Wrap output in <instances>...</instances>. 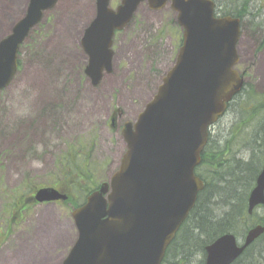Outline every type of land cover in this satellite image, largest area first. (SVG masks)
<instances>
[{
  "label": "rangeland",
  "instance_id": "rangeland-1",
  "mask_svg": "<svg viewBox=\"0 0 264 264\" xmlns=\"http://www.w3.org/2000/svg\"><path fill=\"white\" fill-rule=\"evenodd\" d=\"M28 1L18 0L16 6L0 0V39L24 15ZM94 1L59 0L22 45L19 71L0 93V251L12 254H0V264H21L30 251L44 256L38 264L62 263L78 236L71 207L65 202L30 205L14 214L16 223L3 224L12 202L5 195L28 197L39 188L58 189L54 186L61 178L60 162L69 148L77 153L93 142L92 162L104 167L103 181L109 182L126 153L122 128L138 120L176 63L183 38L177 14L169 5L157 11L144 3L115 40L112 72L93 86L85 74L88 59L80 43L95 18ZM120 2L111 0V7ZM244 2L248 0H216L220 15L240 9ZM249 2L250 12L260 13L255 23L264 21V0ZM248 16L242 22L236 67L246 77L241 100H246V109L240 101L211 129L217 145L233 137L230 145L245 161L254 150L246 130L254 134L264 123V108L255 112V107L264 106V27L253 26ZM71 22L73 26H67ZM114 114L116 128L111 125ZM258 215L263 216V210ZM19 243L30 251L21 253ZM200 261L198 256L190 264Z\"/></svg>",
  "mask_w": 264,
  "mask_h": 264
},
{
  "label": "water",
  "instance_id": "water-1",
  "mask_svg": "<svg viewBox=\"0 0 264 264\" xmlns=\"http://www.w3.org/2000/svg\"><path fill=\"white\" fill-rule=\"evenodd\" d=\"M58 1L29 0L26 13L0 40V92L19 70L21 46ZM110 2L97 0L96 17L81 39L93 86L112 72L115 34L144 3L157 11L170 5L183 42L156 96L135 123L125 125L127 151L119 170L73 211L78 236L61 264H163L205 188L196 169L210 131L244 87L236 69L241 20L217 17L213 0H122L116 9ZM67 199L51 187L34 196L37 203ZM258 206H264V168L249 197V214ZM263 234L264 227L253 228L242 245L232 234L217 238L206 248L205 264H233Z\"/></svg>",
  "mask_w": 264,
  "mask_h": 264
},
{
  "label": "trees",
  "instance_id": "trees-1",
  "mask_svg": "<svg viewBox=\"0 0 264 264\" xmlns=\"http://www.w3.org/2000/svg\"><path fill=\"white\" fill-rule=\"evenodd\" d=\"M242 7L224 15L242 20L249 15L253 26L264 27V21L255 23L260 13L258 16L253 15L248 2H244ZM242 95L229 105V110H234L243 99ZM245 104L247 102L244 99L240 103L242 110L246 109V106H242ZM260 109L262 106L255 107V112H260ZM246 135L250 137L252 134L246 130ZM254 135H256L254 139L259 142L258 150L252 152V159L245 161L238 157L235 150L233 151L230 145L233 137L230 140L227 138L224 145L220 146L210 134L202 154V163L196 170V174L205 184V189L199 195L196 207L168 248L163 264H190L192 259L198 256L201 258L200 264H205L206 248L218 237L228 233L240 236L256 224H264V217L258 216L256 212L251 217L247 211L249 196L263 168V124ZM79 146L83 148L81 144ZM93 147L94 142L77 153L73 152L76 151L72 150L73 147H70L66 158L60 162L61 178L57 180V185L54 187L68 196L65 203L72 210L82 206L87 197L104 182V167H99L97 163L92 162ZM33 196H17L16 193L11 196L5 195L6 198H11L12 202L6 207L5 215L8 216V221L3 220V224L10 225L11 221L16 223L15 213H22L30 205H36ZM235 264H264V237L246 250Z\"/></svg>",
  "mask_w": 264,
  "mask_h": 264
},
{
  "label": "flooded vegetation",
  "instance_id": "flooded-vegetation-1",
  "mask_svg": "<svg viewBox=\"0 0 264 264\" xmlns=\"http://www.w3.org/2000/svg\"><path fill=\"white\" fill-rule=\"evenodd\" d=\"M122 1V0H121ZM214 2H215V5H216V15H217V17H226V16H230V15H220L219 14V12H217L219 9L217 8V3H216V0H213ZM247 1V0H246ZM250 0H248V2H249ZM59 2V1H58ZM94 11H95V16H96V13H97V9H98V7H97V0H95L94 1ZM110 4H111V2H110ZM120 4H121V2H120ZM119 4V5H120ZM250 4V2L248 3V5ZM118 5V6H119ZM117 6V7H118ZM168 6V5H167ZM170 6V5H169ZM116 7V8H117ZM112 9H116V8H113V7H111ZM151 9V8H150ZM242 10H244V8L242 7ZM233 17V16H232ZM234 18H236V17H234ZM240 19V18H239ZM241 20V26H242V22L244 21V20H242V19H240ZM132 22V21H131ZM131 22L129 23V25L131 24ZM129 25L127 26V28L129 27ZM264 26V25H263ZM126 28V29H127ZM125 29V30H126ZM124 31V30H123ZM122 32V31H121ZM121 32H117L116 34H115V38H114V44H115V40H116V38H117V36L121 33ZM182 42H183V38H182ZM182 42H181V45H182ZM80 46H81V43H80ZM81 50H82V52L85 54V52L83 51V49H82V47H81ZM86 55V54H85ZM114 56H115V54H114ZM113 60H114V58H113ZM241 77H243L244 78V87H243V89H242V91L234 98V101L233 102H235V100L238 98V97H240L241 95H242V93L246 90V86H245V84H246V77H245V74L244 75H241ZM262 106V109L264 108V106L263 105H261ZM228 110H229V108H228ZM120 111H117L116 113H119ZM113 117V116H112ZM112 117H111V121H112ZM112 124V128H116V119H115V121L114 122H112L111 123ZM114 124V125H113ZM263 125H264V123H263ZM123 129H124V127L122 128V132H123ZM258 131V130H257ZM255 134V133H254ZM254 134H252L251 136H250V138H251V140H250V144H251V146H254V150H258L257 149V146H258V144H259V142L258 141H256L255 139H254V137L256 136V135H254ZM208 144V143H207ZM207 146V145H206ZM206 148V147H205ZM205 150V149H204ZM249 150V149H248ZM253 150V151H254ZM253 151H251V153L253 152ZM204 152V151H203ZM203 154V153H202ZM253 154V153H252ZM252 154H250V158L252 159ZM201 163H202V158H201ZM201 165V164H200ZM263 168H264V151H263ZM263 168L261 169V171L263 170ZM261 173V172H260ZM259 176V175H258ZM258 178V177H257ZM255 186H256V184H255ZM255 188V187H254ZM253 188V189H254ZM205 189V188H204ZM253 191V190H252ZM251 195V194H250ZM250 197V196H249ZM258 210H263V212H264V206H258V207H256L255 209H254V211H253V213L252 214H249V200H248V208H247V211H248V214H249V216H253L254 215V213L256 212L257 213V215H258ZM258 216H260V215H258ZM261 217H264V215L263 216H261ZM258 226H261V227H264V224H256V225H254V226H252V227H250V229L246 232V233H244L243 235H237V234H234V233H228V234H232V235H234L235 236V238L237 239V242L239 243V245H242V243L244 242V240L246 239V237H247V235H248V233L253 229V228H256V227H258ZM262 237H264V234L263 235H261L254 243H256L258 240H260ZM253 243V244H254ZM252 244V245H253ZM251 245V246H252ZM250 246V247H251ZM250 247H248L246 250H248ZM245 250V251H246ZM245 251L243 252V254L245 253ZM242 256V255H241ZM240 256V257H241ZM239 257V258H240ZM238 258V259H239ZM238 259L233 263V264H235L237 261H238Z\"/></svg>",
  "mask_w": 264,
  "mask_h": 264
},
{
  "label": "crops",
  "instance_id": "crops-1",
  "mask_svg": "<svg viewBox=\"0 0 264 264\" xmlns=\"http://www.w3.org/2000/svg\"><path fill=\"white\" fill-rule=\"evenodd\" d=\"M7 28H8V27H4L3 30H4V29L6 30ZM11 29H12V28H9V32H10ZM4 34L7 35V31L4 32ZM1 38H2V37H1ZM46 218H47V217L43 218L44 221L46 220ZM21 241H22V240H21ZM19 247H20V252H21V253L23 252V254H25V253L27 254L28 251H30V249L27 248L25 244L23 245V243H22V244L19 243ZM4 249H5V248L1 249L0 254L3 255L4 258H6L8 254H9V256L12 257V254H11L10 252H7V251L4 252ZM30 253H31L32 255H30V256L27 258V260L21 262V264H27L28 262H31V264H38V263H40V261H42V260L44 261V259H45L44 256H43V258L41 259V258H40V255H39V254L37 255L36 252L34 253V252H31V251H30ZM9 256H8V257H9ZM1 259H2V258H1ZM6 260H7V259H6ZM3 261H4V259H3ZM38 261H39V262H38Z\"/></svg>",
  "mask_w": 264,
  "mask_h": 264
},
{
  "label": "bare ground",
  "instance_id": "bare-ground-1",
  "mask_svg": "<svg viewBox=\"0 0 264 264\" xmlns=\"http://www.w3.org/2000/svg\"><path fill=\"white\" fill-rule=\"evenodd\" d=\"M17 1H18V0H11V3L14 2L13 5L18 6L20 2L17 4ZM23 3H24V2H23ZM23 3H22V8H24ZM25 4H26V2H25ZM77 5H79V3L76 4V6H77ZM68 6H69V5H68ZM26 8H27V4L25 5V8H24L23 10L25 11ZM91 10H92V8L90 9V7H88V8H87V13L91 14V13H92ZM79 11H80V10H79ZM64 26H65V25H64ZM67 26H73V25H72V22H71V24H69V25H67ZM65 28H66V27H65ZM64 30H65V29H64ZM66 31H67V32L69 31V27H68V29H66ZM83 34H84V32H83ZM27 264H31V262H28Z\"/></svg>",
  "mask_w": 264,
  "mask_h": 264
}]
</instances>
